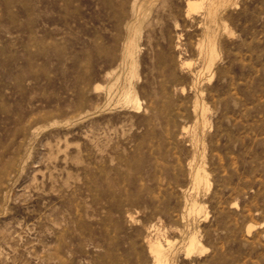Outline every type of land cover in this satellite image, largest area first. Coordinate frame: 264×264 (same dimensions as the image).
<instances>
[{
  "label": "rangeland",
  "instance_id": "1",
  "mask_svg": "<svg viewBox=\"0 0 264 264\" xmlns=\"http://www.w3.org/2000/svg\"><path fill=\"white\" fill-rule=\"evenodd\" d=\"M0 264H264V0H0Z\"/></svg>",
  "mask_w": 264,
  "mask_h": 264
},
{
  "label": "bare ground",
  "instance_id": "2",
  "mask_svg": "<svg viewBox=\"0 0 264 264\" xmlns=\"http://www.w3.org/2000/svg\"><path fill=\"white\" fill-rule=\"evenodd\" d=\"M139 105V103L137 104V106ZM155 250L158 252L159 251V244H157V247L155 248Z\"/></svg>",
  "mask_w": 264,
  "mask_h": 264
}]
</instances>
